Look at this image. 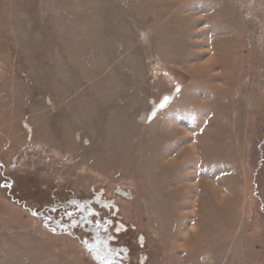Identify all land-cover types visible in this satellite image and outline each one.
<instances>
[{"label":"rangeland","instance_id":"1","mask_svg":"<svg viewBox=\"0 0 264 264\" xmlns=\"http://www.w3.org/2000/svg\"><path fill=\"white\" fill-rule=\"evenodd\" d=\"M93 238L264 264V0H0V264Z\"/></svg>","mask_w":264,"mask_h":264},{"label":"flooded vegetation","instance_id":"2","mask_svg":"<svg viewBox=\"0 0 264 264\" xmlns=\"http://www.w3.org/2000/svg\"><path fill=\"white\" fill-rule=\"evenodd\" d=\"M119 192L121 193V191H119ZM102 193L103 192H100V194H102ZM100 194H96L95 192H93L92 197L89 199H86V201L84 202L85 206H83L84 207L83 208L84 215L87 214L88 212H90L91 206H93V205L99 206L100 208L106 210L107 212L111 211V206L113 205V202L107 201V200H101ZM114 216H116V215H113V213H112V217L106 216L109 219L108 224L112 225V228H115L117 226V224H116V226H114V223H118V222H115ZM118 225L121 226V224H118ZM96 228H97L98 232L104 231L103 227L100 225H98ZM122 228H124V227H122ZM119 230L120 229H118L116 231H119ZM113 237H115V236L113 235ZM92 241H93V243H92V246L90 247L91 251L87 248H86V250H88V252L92 253V256H93L92 259H95L96 261H98L99 264H123V263L128 264L129 263V261H128L129 260V252H128L127 246H123V247L122 246H120V247L115 246L113 248L111 246V242L114 243V245H118L116 243L117 241H115V239L110 242L106 238L100 239V240L98 238H93ZM139 242H142V240L140 239ZM144 259H145L144 257H141L139 264H144Z\"/></svg>","mask_w":264,"mask_h":264},{"label":"water","instance_id":"3","mask_svg":"<svg viewBox=\"0 0 264 264\" xmlns=\"http://www.w3.org/2000/svg\"><path fill=\"white\" fill-rule=\"evenodd\" d=\"M169 102H170V98L168 96H164L157 106L158 109L160 110V109L167 107Z\"/></svg>","mask_w":264,"mask_h":264},{"label":"bare ground","instance_id":"4","mask_svg":"<svg viewBox=\"0 0 264 264\" xmlns=\"http://www.w3.org/2000/svg\"><path fill=\"white\" fill-rule=\"evenodd\" d=\"M174 96H175V95H169V96H168V97L170 98V102H169V104H170L171 101L174 99ZM158 104H159V103H158ZM158 104L156 105L155 109L153 110V114H152L151 117L157 116V113H159V111H161V110L167 108V107H165V108L159 110L158 107H157ZM169 104H168V106H169Z\"/></svg>","mask_w":264,"mask_h":264},{"label":"crops","instance_id":"5","mask_svg":"<svg viewBox=\"0 0 264 264\" xmlns=\"http://www.w3.org/2000/svg\"><path fill=\"white\" fill-rule=\"evenodd\" d=\"M31 216V215H30ZM31 217H33V216H31Z\"/></svg>","mask_w":264,"mask_h":264}]
</instances>
